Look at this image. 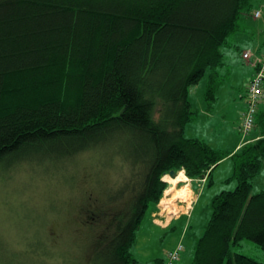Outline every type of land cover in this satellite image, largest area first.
<instances>
[{
  "label": "trees",
  "instance_id": "16d2710c",
  "mask_svg": "<svg viewBox=\"0 0 264 264\" xmlns=\"http://www.w3.org/2000/svg\"><path fill=\"white\" fill-rule=\"evenodd\" d=\"M254 6L255 0H0L2 181L25 162L53 179V171L77 166L88 152L100 166L118 160L132 172L105 191L95 185L78 196L73 264H138L132 249L168 186L163 177L185 169L189 178H210L227 157L235 161L237 186L214 197L193 264H262L231 247L251 240L264 250V190L252 193L264 168V112L256 120L260 137L234 154L184 134L195 114L191 87L224 64L223 47ZM61 173V187H74L76 176Z\"/></svg>",
  "mask_w": 264,
  "mask_h": 264
},
{
  "label": "rangeland",
  "instance_id": "374dc122",
  "mask_svg": "<svg viewBox=\"0 0 264 264\" xmlns=\"http://www.w3.org/2000/svg\"><path fill=\"white\" fill-rule=\"evenodd\" d=\"M259 47L264 51V0H255L250 13L239 19L237 31L229 36L227 45L223 47L224 64L208 70L201 81L191 87L190 101L195 114L185 128L186 138L200 139L222 155H229L239 141L244 145L251 140V133L243 132L241 128L247 102L245 98L244 109L240 93L245 92L246 84L256 73L253 59ZM246 51L250 53V59H246ZM252 67L255 72L250 77ZM211 87L212 97L209 95ZM259 107L263 112L262 104ZM260 131L256 128L254 132ZM98 161L88 152L82 155L77 166H63L61 172L76 176L75 186L67 189L61 187L64 183L61 172L53 171V179H50L40 172L42 169L39 166L26 162L5 173L7 182H3L0 177V264H73L75 253L79 252L76 244L81 237L78 233V196L81 198V195H88L89 191L92 194L95 185L97 189L105 191L132 175L131 170L118 160L110 166H100ZM234 163V159L225 158L210 178L192 179L187 176L185 169H181L176 172L177 176L184 173L187 179L177 181L169 194L167 192L174 178L169 173L163 177L168 186L158 205L154 206L157 210L154 217L157 221L163 220L168 218V214L173 219L178 216L175 215L178 210H181L179 216L184 212L178 207L183 205H186L184 210L189 213L194 202V197H190L196 192L200 200L190 220L194 229H189L188 235L183 236L180 231L157 227L149 217L151 207L132 249L138 264H159V260H166L168 251L174 249L180 240L184 249L176 264H193L194 245L199 236L203 235L209 216L212 215L214 197L224 190H234L237 186ZM170 176L172 178L168 179ZM177 190L184 194H179ZM262 190L264 168L253 179L252 193ZM181 199L183 202H180ZM160 210L165 212V217L161 216ZM231 251L232 254H243L264 264V250L251 240H242L232 246Z\"/></svg>",
  "mask_w": 264,
  "mask_h": 264
},
{
  "label": "built area",
  "instance_id": "2783aa9c",
  "mask_svg": "<svg viewBox=\"0 0 264 264\" xmlns=\"http://www.w3.org/2000/svg\"><path fill=\"white\" fill-rule=\"evenodd\" d=\"M259 15L260 13L258 12V16ZM244 55L246 59H250L251 57L250 53H248L247 51ZM256 56H254L253 59V64H255L256 66V73L247 85V109L243 113V118L241 120L242 131L246 133H251L252 130H254L256 127L257 117L262 111L259 105L262 104V106L264 107V54L262 55V57ZM250 63L252 64V62ZM180 202H183V199H181ZM164 209H166V207ZM180 213L181 210H178L175 215H179ZM183 249L184 246L180 243L175 247L174 250L168 251L166 260L163 264H176L181 256L180 254Z\"/></svg>",
  "mask_w": 264,
  "mask_h": 264
},
{
  "label": "crops",
  "instance_id": "0c3cea01",
  "mask_svg": "<svg viewBox=\"0 0 264 264\" xmlns=\"http://www.w3.org/2000/svg\"><path fill=\"white\" fill-rule=\"evenodd\" d=\"M260 49H261V47H259V49L255 50L258 56H261V54L264 52V51H261ZM254 72H255V70L252 67V70L250 71V77H251V74H252V76L254 75ZM246 87H247V84H246ZM246 87H245V92H244L245 94L244 93H240L241 104H242V106H244V109L246 107V105H245L246 103H245V100H244L246 98V92H247L246 91ZM255 129L253 130V132H251V138H250L251 140H248L247 142L254 141V140H256V139H258L260 137V133L254 132ZM242 144H243L242 141H239L235 145L233 151L230 154H234L239 149V147L243 146ZM193 197H194V202H193V205L191 206V211L189 213H187V210H184L186 205L178 206V207H181V209H183V211H184V212H182V214L180 216L176 215L177 217L171 219V218H169V216L167 214L166 216L168 218H162L163 220H158L157 221L156 218L154 217V214L156 213L157 210H156V208L153 207L152 210L150 211L151 213L149 214V217L153 220V223L157 227H159V228H161L163 230H167V231H180L181 233L184 234L183 236H186L189 233V229H194V227L191 226L192 224H191L190 220H191V216H192L193 212L195 211L196 206L198 205V202H199L198 200H200L199 199L200 196H196V192H195V195L191 196L190 198H193ZM176 205H177V203H176ZM189 205H190V203H189ZM160 206H161V204H160ZM164 213L165 212L163 210H160V214H161L162 217H165V216H163ZM206 216H208V214ZM158 218H160V216ZM209 218H210V216H209ZM206 220L207 219H205V223H206ZM181 227H183L182 230L180 229ZM180 242H181V240H180ZM180 242H178L177 244H179ZM196 243H195V245H196ZM195 245H194V249H195ZM162 263H163V259H162V262L159 261V264H162Z\"/></svg>",
  "mask_w": 264,
  "mask_h": 264
},
{
  "label": "bare ground",
  "instance_id": "6f19581e",
  "mask_svg": "<svg viewBox=\"0 0 264 264\" xmlns=\"http://www.w3.org/2000/svg\"><path fill=\"white\" fill-rule=\"evenodd\" d=\"M180 174V173H179ZM170 178H172L171 176L168 178V179H170ZM174 178V180H172V185H171V182L169 181V183H170V187L171 188H169V191L167 192V194H169L170 192H172L173 190H174V184L177 182V181H180V180H186L187 179V177L185 176V174L184 173H181L180 175H178V176H176V177H173ZM178 191V190H177ZM179 192V194H182L183 193V191H178ZM184 194V193H183ZM171 251V250H170Z\"/></svg>",
  "mask_w": 264,
  "mask_h": 264
},
{
  "label": "water",
  "instance_id": "95a60500",
  "mask_svg": "<svg viewBox=\"0 0 264 264\" xmlns=\"http://www.w3.org/2000/svg\"><path fill=\"white\" fill-rule=\"evenodd\" d=\"M170 175H171L172 177H176V176H177V173H176L175 171H171V172H170Z\"/></svg>",
  "mask_w": 264,
  "mask_h": 264
},
{
  "label": "clouds",
  "instance_id": "9594fccd",
  "mask_svg": "<svg viewBox=\"0 0 264 264\" xmlns=\"http://www.w3.org/2000/svg\"><path fill=\"white\" fill-rule=\"evenodd\" d=\"M261 112H262V111H261ZM261 112H260V113H261ZM263 112H264V111H263ZM169 174H170V173H169Z\"/></svg>",
  "mask_w": 264,
  "mask_h": 264
}]
</instances>
